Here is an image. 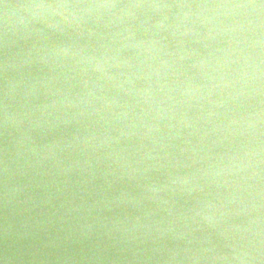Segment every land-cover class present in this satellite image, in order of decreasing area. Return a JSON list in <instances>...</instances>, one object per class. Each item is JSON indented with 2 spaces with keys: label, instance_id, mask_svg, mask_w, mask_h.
I'll return each mask as SVG.
<instances>
[{
  "label": "water",
  "instance_id": "95a60500",
  "mask_svg": "<svg viewBox=\"0 0 264 264\" xmlns=\"http://www.w3.org/2000/svg\"><path fill=\"white\" fill-rule=\"evenodd\" d=\"M0 264H264V0H0Z\"/></svg>",
  "mask_w": 264,
  "mask_h": 264
}]
</instances>
